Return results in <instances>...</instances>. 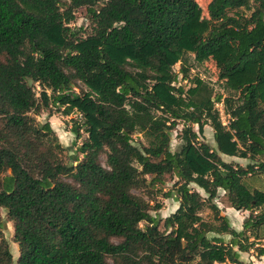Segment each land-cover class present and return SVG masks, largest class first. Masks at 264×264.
<instances>
[{
    "label": "trees",
    "instance_id": "1",
    "mask_svg": "<svg viewBox=\"0 0 264 264\" xmlns=\"http://www.w3.org/2000/svg\"><path fill=\"white\" fill-rule=\"evenodd\" d=\"M82 7L91 22L86 35L70 27ZM206 11L200 30L192 27L194 0H0V208L12 223L16 264L264 259V192L244 182L264 162L241 167L220 157L264 158V0H210ZM188 54L216 58L233 91L180 107L173 67ZM77 82L84 89L75 92ZM50 105L76 113L70 132L86 135L72 163L62 160L50 124L35 119ZM207 125L214 147L198 137ZM136 134L147 146L133 144ZM168 179L172 189L162 196L178 206L160 230L152 215L160 205L132 190L160 193ZM219 190L230 208L249 213L240 231L213 203ZM12 262L0 237V264Z\"/></svg>",
    "mask_w": 264,
    "mask_h": 264
},
{
    "label": "rangeland",
    "instance_id": "2",
    "mask_svg": "<svg viewBox=\"0 0 264 264\" xmlns=\"http://www.w3.org/2000/svg\"><path fill=\"white\" fill-rule=\"evenodd\" d=\"M209 1L210 0H194V16L192 19L193 28L202 30L207 26L208 16L206 6ZM251 5L254 6V4ZM246 14L248 15L249 12H246ZM70 27L74 30H80L81 35L90 33V17L84 7L74 10V21L70 23ZM222 53L227 55L229 53V49L223 48ZM182 69H185L186 71L184 74L185 78H182L183 75L180 74ZM173 72L178 75V84H176V86L181 87L183 91L182 94L178 96V104L180 107H184L190 100H193L197 103H203L208 99L213 100L216 96L225 97L231 93L232 89L228 86L230 80L226 77H219L216 58L214 57L195 59L193 55L188 54L184 57L183 64L177 63L173 67ZM247 78L251 79L252 76L248 75ZM75 86V92H78L80 89H84L83 85L79 82H77ZM33 89L39 101L41 88L38 86V84H34ZM48 95H50L49 92ZM215 109L219 112L221 122L225 123L226 125L228 118L224 114L223 106L221 104H215ZM35 119L39 124H43L45 122L50 124V127L55 133L59 144L63 148L61 158L65 163L74 162L75 156L81 158V156L76 153V149L78 146H80L82 140L86 138V135L83 133L81 139H76L70 132L72 127L71 120L78 119L76 113L66 116L63 114L62 108H56L50 105L39 115H36ZM192 128L195 132H198V127L196 125H192ZM181 129L182 126L180 124L175 128L174 131L171 132L170 150L172 152L176 151L180 145L179 136ZM198 137L202 142L207 143L210 147L215 146L214 142L212 141L211 130L209 126H204L201 135ZM132 139L133 144L137 147H140L141 145L147 146L145 139L140 134L134 135ZM223 160L226 162L230 161L228 163H233L241 167H246L249 164L258 167L264 162V158H256L253 161L243 158H233V160H229V158H223ZM99 162L103 167H106L105 155L100 156ZM61 180L74 187L76 186L72 179H70L68 176H63ZM173 182L174 180L168 179L166 184L162 187V192L160 193L152 192L150 188L132 190V194L150 202L152 206L156 204L160 205V210L158 212H152V215H156L161 220L160 230H162V221L172 214L178 206V203L174 199L164 198L162 196V193L172 189ZM244 182L249 189H258L264 192V171L256 172L255 174L246 177ZM190 187L192 190L200 191L203 197L206 196L194 185H191ZM213 203L222 211V215H225L228 218L231 227L237 231H240L242 222L249 215V213L244 211H236L230 208L223 191L220 190L218 191L216 198L213 200ZM202 217L209 220L211 218L210 211L207 209L204 210ZM139 226L140 228H143L144 224L141 223ZM0 237H2L8 243L9 250L13 257L12 264H16L18 257V246L13 242L12 223L8 220L6 210L2 208H0ZM228 239L229 237L226 236L225 240ZM113 242L116 243L118 241L113 240ZM240 261L243 264H247L250 261L253 264H264V259H256L249 254H240ZM108 262L110 264H121L120 262L110 258H108Z\"/></svg>",
    "mask_w": 264,
    "mask_h": 264
},
{
    "label": "crops",
    "instance_id": "3",
    "mask_svg": "<svg viewBox=\"0 0 264 264\" xmlns=\"http://www.w3.org/2000/svg\"><path fill=\"white\" fill-rule=\"evenodd\" d=\"M208 126V125H207ZM210 130H211V137H212V135H213V132H212V129L210 128ZM212 141H213V137H212ZM214 142V141H213ZM220 157L222 158V160H223V158H229V160H233V158H236V157H228V156H225V155H220ZM224 161V160H223ZM226 162V161H225ZM228 162H230V161H228ZM233 162H235V161H233ZM198 192H200V191H198Z\"/></svg>",
    "mask_w": 264,
    "mask_h": 264
},
{
    "label": "built area",
    "instance_id": "4",
    "mask_svg": "<svg viewBox=\"0 0 264 264\" xmlns=\"http://www.w3.org/2000/svg\"><path fill=\"white\" fill-rule=\"evenodd\" d=\"M225 125V123H223Z\"/></svg>",
    "mask_w": 264,
    "mask_h": 264
}]
</instances>
